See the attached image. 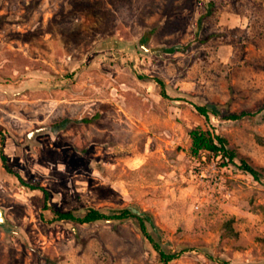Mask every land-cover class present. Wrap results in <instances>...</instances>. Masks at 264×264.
<instances>
[{
    "label": "rangeland",
    "instance_id": "1",
    "mask_svg": "<svg viewBox=\"0 0 264 264\" xmlns=\"http://www.w3.org/2000/svg\"><path fill=\"white\" fill-rule=\"evenodd\" d=\"M197 126L264 169V0H0V264H163L135 219L54 212L126 207L170 264H264V177L195 157Z\"/></svg>",
    "mask_w": 264,
    "mask_h": 264
},
{
    "label": "trees",
    "instance_id": "2",
    "mask_svg": "<svg viewBox=\"0 0 264 264\" xmlns=\"http://www.w3.org/2000/svg\"><path fill=\"white\" fill-rule=\"evenodd\" d=\"M153 32V31H151ZM150 32V33H151ZM140 44L142 46L147 45L149 38L142 37L140 39ZM171 52L179 51L178 48H167ZM165 96V93L162 94ZM198 112L204 116L208 121L211 119L212 115L220 116L228 120H241L245 117L252 116L254 113L250 111H243L242 113H228L222 115V112L216 105H204L195 104ZM190 136L192 138L191 151L195 157H200L203 154H208L216 158H221V166L226 167L230 164H238L244 172L251 174L258 181H261L264 177V169L257 168L249 159L243 156L237 149L231 146L229 139L209 128L203 126H197L190 131ZM6 163V157H4ZM6 168L9 172L15 174L20 180L27 186L35 189L42 190L46 197H49V191L44 187H36L29 185L24 181L20 174L13 169H11L7 163ZM56 220L58 221H70L80 224H91L99 221H109V220H129L135 219L139 226L141 227L144 235L154 246L155 250L159 253L160 260L163 264H170L171 262L179 259L187 249L174 250L170 248H165L163 246V241L159 235V227L155 222L153 215L141 211L137 207H126L114 214L108 213L102 209L89 208L85 213L78 215L76 211H60L55 210ZM2 225L5 227L7 223L3 222Z\"/></svg>",
    "mask_w": 264,
    "mask_h": 264
},
{
    "label": "water",
    "instance_id": "3",
    "mask_svg": "<svg viewBox=\"0 0 264 264\" xmlns=\"http://www.w3.org/2000/svg\"><path fill=\"white\" fill-rule=\"evenodd\" d=\"M0 222L1 223L5 222L4 214H3V212L1 210H0Z\"/></svg>",
    "mask_w": 264,
    "mask_h": 264
}]
</instances>
